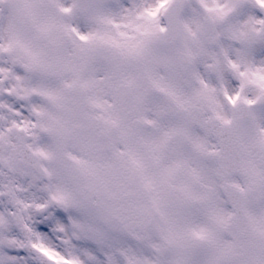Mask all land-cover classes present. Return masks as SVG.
Here are the masks:
<instances>
[{
    "label": "snow or ice",
    "instance_id": "6c2138e0",
    "mask_svg": "<svg viewBox=\"0 0 264 264\" xmlns=\"http://www.w3.org/2000/svg\"><path fill=\"white\" fill-rule=\"evenodd\" d=\"M0 264H264V0H0Z\"/></svg>",
    "mask_w": 264,
    "mask_h": 264
}]
</instances>
